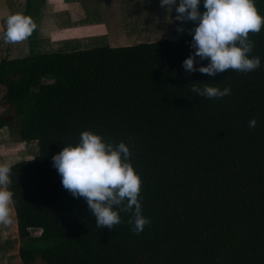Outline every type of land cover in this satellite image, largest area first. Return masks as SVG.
Segmentation results:
<instances>
[{
  "label": "trees",
  "instance_id": "obj_1",
  "mask_svg": "<svg viewBox=\"0 0 264 264\" xmlns=\"http://www.w3.org/2000/svg\"><path fill=\"white\" fill-rule=\"evenodd\" d=\"M249 38L260 67L215 76L186 72L195 49L185 31L118 46L30 36L29 53L1 58L0 128L37 146L9 164L6 186L22 264H264V27ZM193 83L231 94L199 96ZM84 131L128 145L151 221L139 234L123 211L98 228L85 198L63 187L52 158Z\"/></svg>",
  "mask_w": 264,
  "mask_h": 264
},
{
  "label": "clouds",
  "instance_id": "obj_2",
  "mask_svg": "<svg viewBox=\"0 0 264 264\" xmlns=\"http://www.w3.org/2000/svg\"><path fill=\"white\" fill-rule=\"evenodd\" d=\"M161 0V7L171 13L176 10L178 21L197 22L189 29L193 35L192 48L195 52L184 62L186 72L199 71L210 76L227 70L251 72L261 65L259 57H249L255 42L249 34H258L264 27V16L259 14L255 0ZM37 28L31 17L20 14L9 15L3 39L6 43H20L27 40ZM184 32L183 27L177 29ZM208 60L207 66L197 68L196 60ZM192 85V92L207 98H222L231 94L230 88L204 83ZM257 121L252 119L250 127ZM132 153L124 142L118 145L104 142L100 135L84 131L80 143L66 146L53 156V167L62 177V185L74 197L87 201L98 228L113 229L121 223L120 212L132 214L130 224L133 231L142 232L150 219L143 215L140 201L142 180L129 162ZM11 167L0 164V224L11 225L14 193L7 190L11 184Z\"/></svg>",
  "mask_w": 264,
  "mask_h": 264
},
{
  "label": "crops",
  "instance_id": "obj_3",
  "mask_svg": "<svg viewBox=\"0 0 264 264\" xmlns=\"http://www.w3.org/2000/svg\"><path fill=\"white\" fill-rule=\"evenodd\" d=\"M134 2H138V10L150 8L165 11L163 18L156 22L151 30L147 31V22H141L135 30H129L128 27L133 26V24L126 26L121 21L120 12L126 9L131 11ZM177 3H179V0H177ZM255 5L258 11L264 14V0H255ZM201 6L205 11L203 5ZM39 9L44 12H41L38 16L40 34L34 36V38L43 37L44 40L49 38V41L55 42L63 39L105 35L109 45L118 46L123 44H114V41H123L121 39H124L126 34L137 32L139 25L142 26L143 33L153 34V32H156L159 35L158 37L173 38L169 34L171 30L169 27L173 23L172 19L176 10L173 8L171 11L173 14L169 13L166 7H161V0H44ZM169 22L168 26L167 23ZM174 23L176 25L177 22ZM2 25V13H0V33L3 31ZM150 40L149 38L148 41ZM26 41L28 42V39ZM2 128L4 127L0 128V132H3L1 131ZM4 137L3 135L0 136V140ZM12 219L17 232L14 210L12 211ZM4 226V224H0V243L7 241Z\"/></svg>",
  "mask_w": 264,
  "mask_h": 264
},
{
  "label": "rangeland",
  "instance_id": "obj_4",
  "mask_svg": "<svg viewBox=\"0 0 264 264\" xmlns=\"http://www.w3.org/2000/svg\"><path fill=\"white\" fill-rule=\"evenodd\" d=\"M44 2V0H32V6L30 8V11L26 14V6H27V0H0V13H2V28L3 31L0 33V59L3 57L13 58L17 56H22L27 53H29L30 47L28 42L25 40L20 43H6L3 39V33L6 31V19L9 15L14 14H20L23 16L31 17L32 20L36 23L37 28L34 30L31 37L38 36L40 34L39 32V26H38V16L41 12H44L43 10H40V5ZM201 5H203V0L201 2ZM200 5V11L203 13L202 6ZM6 7V8H5ZM8 8V9H7ZM133 9L129 11L130 9H126L125 11L121 13V21L125 23L126 26L132 25L131 27H128V29H136V26L138 24H141V22H147L148 24V30H151L153 26H155V23L161 20L163 17V14L165 11H161L160 9H150L147 8L145 10H138V2H134ZM173 14V12H171ZM177 13L173 16V23L170 25V32L169 34L173 37L178 36L182 32H178L177 29L179 27H183L185 29V32H189V29H193L195 24L197 22L193 21H178L175 19ZM177 22L176 25H174V22ZM170 22L167 23L169 26ZM174 25V26H173ZM172 26V27H171ZM176 29V31H175ZM159 35L156 34V32L151 33H143L142 26H138L137 32H131L125 35L124 39H121L123 41H114V44H135L137 42H147L150 38L152 40L160 39L161 37H158ZM171 38V37H167ZM4 92V87H0V98L1 95ZM8 109H5V106L0 104V112H5ZM3 132H0V136H5L2 140H0V164H11L12 162H15L22 158H31L37 151V146L35 142L31 143H25L20 142L16 138L15 135H11L8 132V128L4 127L2 128ZM13 209V207H12ZM14 210V209H13ZM5 238L7 241L5 243H0V264H22L20 261V258L18 256V245H19V237L15 230L14 221L11 225H5ZM30 233L32 235H38L40 233V230L38 229H31ZM36 264H43L39 259L36 261Z\"/></svg>",
  "mask_w": 264,
  "mask_h": 264
}]
</instances>
